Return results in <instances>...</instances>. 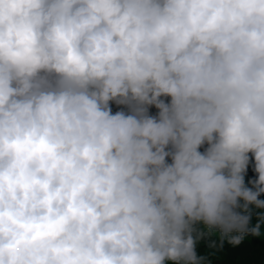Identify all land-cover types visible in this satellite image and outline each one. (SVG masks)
Here are the masks:
<instances>
[{"label":"clouds","instance_id":"obj_1","mask_svg":"<svg viewBox=\"0 0 264 264\" xmlns=\"http://www.w3.org/2000/svg\"><path fill=\"white\" fill-rule=\"evenodd\" d=\"M262 195L264 0H0V264H211Z\"/></svg>","mask_w":264,"mask_h":264},{"label":"rangeland","instance_id":"obj_2","mask_svg":"<svg viewBox=\"0 0 264 264\" xmlns=\"http://www.w3.org/2000/svg\"><path fill=\"white\" fill-rule=\"evenodd\" d=\"M248 172H253V174H255L251 162L249 164ZM256 223L257 213H253L251 224L255 225ZM199 227L203 228V225H200ZM211 240H215L217 244H219V233L217 232L215 235L206 237L197 244L196 251L198 255L199 252L197 248L201 247V249L204 248L207 250L202 253L200 249L202 256L213 260L224 261L227 264L243 262L246 260L254 261L255 264H264V224L261 225L260 236L248 234L245 239L236 246L228 244L227 241H225L222 248L212 249L208 247Z\"/></svg>","mask_w":264,"mask_h":264},{"label":"trees","instance_id":"obj_3","mask_svg":"<svg viewBox=\"0 0 264 264\" xmlns=\"http://www.w3.org/2000/svg\"><path fill=\"white\" fill-rule=\"evenodd\" d=\"M120 107H122V106H116L115 104L112 105V108H113L114 112L117 111V110H120ZM156 112H157V109H155L154 107L150 109V113L151 114L154 115V114H156ZM201 151H203V148L201 149ZM254 178H255V174H253V172L252 173L247 172V175H246V178H245L246 179V183H247L248 180L254 179ZM260 198L264 199V195H262ZM260 211H263V210H259V209L253 208V213H258ZM200 249H201V247L197 248V250L199 252V255L202 256V254L200 252ZM201 251L203 253L204 251H207V250L202 248ZM207 259L211 262V264H227L224 261H218V260H213V259H209V258H207ZM233 264H255V263H254V261L246 260V261H243V262L241 261V262H236V263H233Z\"/></svg>","mask_w":264,"mask_h":264}]
</instances>
